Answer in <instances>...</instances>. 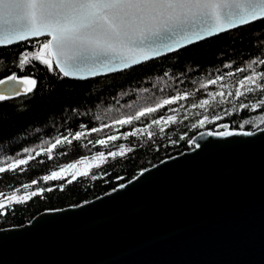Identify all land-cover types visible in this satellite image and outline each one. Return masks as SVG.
Wrapping results in <instances>:
<instances>
[{
    "label": "trees",
    "instance_id": "1",
    "mask_svg": "<svg viewBox=\"0 0 264 264\" xmlns=\"http://www.w3.org/2000/svg\"><path fill=\"white\" fill-rule=\"evenodd\" d=\"M45 39L47 37H40L0 47V80L16 74L37 81L33 93L0 101V167L7 168L13 159L32 157L16 170L0 173V192L8 195L20 189L18 195H23L24 184L31 185L26 190L28 192L45 189L26 203L5 209L6 215L0 216V228L19 226L43 210L78 205L104 194L139 171L192 148L188 140L200 131L215 130L221 124L241 129L244 119H252L260 128L264 127V123H260L264 119V109L251 111L238 107L240 102L251 104L264 98V92L257 90L239 98L228 95L240 87L239 79L251 74L250 71L236 70L246 68L252 60L264 58V20L210 37L124 71L86 80L63 77L54 64L55 70L51 72L38 61L25 65L24 70L17 66L21 53L35 51V45ZM254 67L257 71H264V65ZM230 72L233 75H228ZM217 76L223 79L216 84L208 83ZM241 91L244 89L241 88ZM218 92L225 94L222 104L221 97L215 95ZM179 95L185 98L163 105L130 124L117 123L143 108H155L163 100ZM205 99L209 100V105L200 107V101ZM193 104L197 107H192ZM227 110H231L232 114L226 115ZM216 114L223 118L213 121L211 117ZM205 115L209 116L208 123L203 127H191ZM162 116H173L176 122L151 124L153 119ZM149 125L150 128L147 127ZM161 127L163 133L160 132ZM92 128L99 131L92 132ZM134 129L140 130L136 136L126 138L123 135ZM243 129L256 130L251 124ZM148 131L153 133L152 139L148 138ZM76 132L84 133L78 141L73 139ZM65 136L72 141L71 144L65 142L51 153L47 152L57 138ZM109 136L118 139L108 141L106 145L94 143L96 140H107ZM120 144H124L126 149L131 147L133 151L115 160L107 157L106 163L99 162V168L95 167L96 164L92 165L88 177L77 174V179L72 180L68 174L59 180L42 179L61 167L89 160L98 152L107 155L109 151H117ZM25 148L30 152L25 153ZM49 156L52 158L49 159ZM93 174L96 179L91 178ZM33 180L37 181L34 185L31 184ZM49 188L52 190L47 191Z\"/></svg>",
    "mask_w": 264,
    "mask_h": 264
},
{
    "label": "water",
    "instance_id": "2",
    "mask_svg": "<svg viewBox=\"0 0 264 264\" xmlns=\"http://www.w3.org/2000/svg\"><path fill=\"white\" fill-rule=\"evenodd\" d=\"M160 50L147 61L175 52ZM91 67L76 73L84 79L66 78L126 70L91 75ZM225 130L249 131H200L192 148L139 171L122 188L0 228V264H264V132L207 135Z\"/></svg>",
    "mask_w": 264,
    "mask_h": 264
},
{
    "label": "snow or ice",
    "instance_id": "3",
    "mask_svg": "<svg viewBox=\"0 0 264 264\" xmlns=\"http://www.w3.org/2000/svg\"><path fill=\"white\" fill-rule=\"evenodd\" d=\"M258 20H264V0H0V46L11 45L16 41H25L29 37H48L35 45L33 52L20 54L18 67L24 70V66L32 61H38L46 66L48 71L59 69L63 77L84 79L76 73L82 66L91 62L94 67L89 68L91 75L102 74L97 69L104 72H115L128 69L133 65L140 64L153 57L164 54L161 48L166 51H175L184 47L185 44L195 43L206 38L228 32L241 26L249 25ZM170 41V43H169ZM184 41L185 43H181ZM159 43V47H156ZM55 64V69L53 68ZM264 65V58L250 61L246 68H238L237 72L250 71V75H245L238 80L240 87L235 92L228 95L243 97L246 93H253L257 90L264 92V71H257L255 65ZM233 75V73H228ZM223 79L217 76L216 79L209 80V84H216ZM0 85L9 86L10 90L0 91V101L21 95L33 93L37 86V81L29 76L18 77L16 74L0 80ZM204 87V85H201ZM241 88L244 91H241ZM209 95H213L209 93ZM220 103H224V93L218 92ZM179 95L171 99H165L158 103L156 107H146L138 111L134 116H128L117 121L120 125L130 124L133 120L154 113L163 105H170L177 99H184ZM209 105V100H201L199 106ZM192 107H197L193 104ZM240 109H250L255 111L258 108L264 109V98L255 103L247 104L240 102ZM226 115H231L232 111L227 110ZM222 115L216 114L211 117L213 121L222 119ZM173 116H162L160 119H153L152 125L161 123H175ZM209 122V116L192 124V128L203 127ZM264 123V119L260 120ZM251 124L260 132L259 124L252 119H244L240 124L243 129L245 125ZM151 127V125L147 126ZM227 129L228 125H219ZM92 132L99 129L92 128ZM139 129L124 133L128 136H136ZM163 127L160 132L163 133ZM217 135L220 137L230 136H252L253 131H219L208 132V136ZM83 132H76L74 140H80ZM148 138L152 139L153 133L148 131ZM203 136L204 133H201ZM118 137L109 136L107 140H96L94 143L106 145L108 141H115ZM184 139V136H181ZM193 139L188 143L193 144ZM65 142L71 144L72 141L67 136L57 138L55 143L47 148L51 153L57 146ZM91 143V141H90ZM196 147H199L197 144ZM133 149L124 144L118 146L117 151L98 152L91 157L96 160L99 157L101 163L107 162V157L115 160L117 157H124L126 152ZM25 153L30 149L25 148ZM40 155V153H37ZM52 157L49 156V159ZM27 159H13L7 164V168L0 167V173L6 170H16L20 165H25ZM87 159V158H86ZM75 164L65 167L74 168ZM101 165L97 163L95 167ZM65 167L59 171H53L50 175L44 176V181L63 179L62 173ZM89 170L81 171L79 176L88 177ZM96 179V175L91 176ZM77 176L73 175L72 180ZM33 180L31 184H36ZM71 183V181H69ZM24 194L18 195L20 189H16L8 195L0 192V216L6 215L5 209H11L14 204H24L32 197L42 194L45 189L39 188L36 191H26L31 187L29 184L23 186ZM120 187H124L123 184ZM52 189H47L51 191ZM7 201V203H6Z\"/></svg>",
    "mask_w": 264,
    "mask_h": 264
},
{
    "label": "rangeland",
    "instance_id": "4",
    "mask_svg": "<svg viewBox=\"0 0 264 264\" xmlns=\"http://www.w3.org/2000/svg\"><path fill=\"white\" fill-rule=\"evenodd\" d=\"M99 162H100V159H99V157H97L96 160L89 159V160H85V161H82V162L71 163V164H75L76 166L74 168L65 167V172L62 173L61 175L62 176H65V175H68V174H70L71 176L77 175L81 171L88 170L92 165H95V164H97ZM57 171H59V170H57Z\"/></svg>",
    "mask_w": 264,
    "mask_h": 264
}]
</instances>
